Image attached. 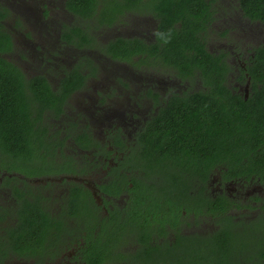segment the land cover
<instances>
[{
  "label": "flooded vegetation",
  "instance_id": "flooded-vegetation-1",
  "mask_svg": "<svg viewBox=\"0 0 264 264\" xmlns=\"http://www.w3.org/2000/svg\"><path fill=\"white\" fill-rule=\"evenodd\" d=\"M69 1L0 0V48L3 49L0 50V58L17 67L24 77L27 93L29 90L31 92L29 81L37 83L36 78H42L51 91L68 93L58 116L52 110L44 111L42 124L46 132L41 140H34L41 145L38 147H41L42 152L52 155L46 159H35L39 161L35 163L38 166L36 170L27 167L32 160L29 162L25 158H9L7 167L10 170L0 169V213L6 215L5 223L15 221L12 225H8L9 222L0 225L8 227L1 231L0 264L9 261H14V264H49L48 261L53 264H85V258L90 251L93 252L95 239H100L109 249L106 248L111 262L107 264L119 260L121 264H126L127 255L142 252L145 257L148 247L151 248L150 256L155 255L153 249L159 245L167 254L176 247V236L180 234L186 236L183 242L193 238V235L204 238L209 246L207 253L213 259L221 254L211 253L212 242H216V246L229 242L230 252L225 255L227 264H264L263 178L253 173L247 179L233 178L226 183L221 173L223 166L218 163L207 170L206 176L204 172L203 177L202 174L198 177L173 165L159 167L155 156L149 164L142 161L141 157L145 147L143 133L150 126L148 124L155 127L158 116L169 100L207 89V81L198 76V71L194 75H185L172 65L162 64L224 62L231 66L240 63L244 67V63H250L254 49L263 45L260 37L255 41L251 30L250 36L253 38L249 42L252 45L247 44V47L242 48L243 51L236 45L235 49H220L226 47L223 45L228 40L223 35L236 31L228 28L224 29L227 31L225 33L223 30H212L222 24L224 14L230 16V20L234 16L238 19L239 16L231 14V4L224 8L223 0H215L209 8L212 20L206 32L194 34L193 37L202 43L203 49L215 60H176V53L165 48L163 38L158 36L155 0H149L147 5L151 13L140 9L128 13L125 11V0H103L102 15L111 10L113 3L119 4L115 13L119 21L113 24V28L107 26L104 29L99 28L100 24L87 23L90 15L80 16L71 8ZM67 15L71 20L79 18L85 23L75 21L70 26L64 19ZM127 15L141 20L144 17L143 20L147 22L144 24L141 21L143 24L136 23L129 28L125 21ZM9 20L10 25L7 24ZM243 21L247 28L254 23L261 25V32H264L263 23L240 17L239 24ZM110 29L114 32L108 33ZM79 34H85L87 42H81ZM117 39L135 40L145 46L137 50V55L130 53L133 61H126L121 47L118 50L120 57H115L111 52L110 43ZM187 41L190 42V39ZM163 48V53H167L166 59L159 52ZM81 50L88 56L77 61ZM196 52L195 49H186L188 57ZM92 67L96 68L94 72H91ZM112 70L120 71L125 79H110L114 74ZM128 72L135 76L132 77ZM75 73L83 77L82 82L68 91L67 81L72 80ZM229 75L228 88L236 87L246 98L249 82L239 80L236 77L238 74L230 72ZM50 117L57 125L55 132L44 122ZM100 126L104 127L101 131ZM261 149L264 150L259 146L257 151ZM58 157L61 162H58ZM137 161H140V168L135 165ZM66 163L72 166L71 169H63ZM148 166L163 175L161 180L152 185L142 171ZM90 172L88 177L87 173ZM174 172L181 174L186 181L195 177L197 182L195 191H191L196 198H187L178 210L173 203L163 199L164 193L169 195L168 189H161L157 185L171 179ZM6 178L8 181L3 183ZM75 188H81L82 193L73 194ZM222 196L228 199L225 208L218 200ZM235 196L243 197L246 201L238 203ZM5 198L9 202L6 207ZM195 200L200 204L196 205ZM79 207L83 208L88 220H92L90 228L77 226ZM133 209L143 214L136 216ZM13 211L15 216L11 213ZM19 211L29 219L26 225L19 224ZM234 211H238L236 216ZM174 225L177 231L172 227ZM224 227L230 239H208L210 234ZM21 228L27 237L26 243L18 248L16 242H12V235L16 230L19 236L21 231L19 234L17 231ZM44 229L45 236L42 233ZM128 229H135L138 239L133 240L128 249L120 246L111 250V241L126 235ZM245 239L253 242L247 245L243 243ZM65 249H70L67 256L63 254ZM190 255L188 264H195L192 260L196 256ZM68 258H72V261H68ZM200 260L203 263V256Z\"/></svg>",
  "mask_w": 264,
  "mask_h": 264
},
{
  "label": "trees",
  "instance_id": "trees-1",
  "mask_svg": "<svg viewBox=\"0 0 264 264\" xmlns=\"http://www.w3.org/2000/svg\"><path fill=\"white\" fill-rule=\"evenodd\" d=\"M102 1L70 0L69 3L80 16L90 15V20L93 19L95 23L111 27L119 21L118 16L115 15L119 4L113 3L111 10L102 15ZM213 1L215 0H155L154 12L159 21L158 36L163 38L165 48H170L176 53V60H208L211 62L215 60L203 49L200 41L193 39L194 34L206 32L210 19L212 20L209 8ZM148 3L149 0H125V11L135 13L137 9H140L151 13V9L147 6ZM230 4L232 15L237 14L239 18L241 16L245 20L264 24V0H232ZM98 6H100L99 9H97ZM222 7H224L223 3ZM79 39L83 43L87 42L85 34H79ZM188 39L190 42L187 41ZM110 44L111 52L115 57L121 56L118 52L121 47L124 54L123 59L126 61H133L130 53L137 55V50L145 46L142 42L124 39H117ZM189 48L195 49L196 54L188 57L186 49ZM146 49L150 51L149 47ZM0 50L3 49L0 48ZM163 50L165 49L159 52L166 59L167 53H163ZM249 62L244 63V67L240 63L231 66L230 63L224 62L163 63L162 65L174 66L185 75H194V72L198 71V76L207 81V89L185 97H173L162 109L155 127L148 124L150 126L143 133L144 152L148 158L152 159L155 156L159 167L164 164L173 165L190 175L196 174L198 177L200 174L203 177L204 172L206 176L207 170L218 163L223 166L221 173L225 181L240 177L247 179L253 173L264 179V150L257 151L259 146L264 148V44L254 49V55L250 57ZM143 63L146 62L143 61ZM95 70V67L91 68V72ZM230 72L234 75L238 74L236 77L239 80L245 79L249 82L250 89L246 98L244 93L239 92L236 87L233 88L234 92L232 88H228L227 81ZM82 79L83 77L78 73L73 74V79L67 81L66 89L69 91L71 87L80 85ZM36 80L37 83L29 81L31 92L29 90L27 93L24 88V77L17 67L11 63H5L0 58L1 170H10L7 167L9 158L46 159L48 155H52V153L46 155L41 151V147H38L41 146L38 141L46 132V127L42 124L44 111L52 110L58 116L68 93L61 94L59 91H51L42 78H36ZM37 104H39L38 107ZM34 140L38 141L34 142ZM167 154H169L168 157ZM71 167L69 163L63 165L64 170L71 169ZM195 180V177H192L191 180L186 181L182 179L181 174L174 172L171 179L165 182L169 195L164 193L163 199L173 203L178 210L181 204H185L187 198H196L194 194H191V191L196 189ZM7 181L6 178L3 183ZM72 191L75 195L78 192L82 193L81 188H75ZM218 200L225 208V204L228 203L227 197L222 196ZM195 203L200 204L197 200ZM133 213L136 216L143 214L134 209ZM18 214L21 217L19 224L26 225L29 219H26L22 211ZM5 217L4 213H0V225L6 220ZM176 220L175 218L174 221ZM172 227L177 231L175 225ZM17 232L20 234L18 236L15 230L12 242L13 244L16 242L19 248L21 244L26 243L27 233H24L22 228ZM44 232L45 229L42 232L45 236ZM29 235L31 237V233ZM176 237V244L183 242L186 238L181 234ZM230 237L227 228L224 227L223 230L210 234L208 239L225 240ZM41 240L44 239L41 238ZM95 240L93 252L90 251L85 258V264L110 263L111 257L107 256L106 250L108 247L103 245L100 239ZM215 243L212 242L211 253L221 255L216 259H207L206 264H227L228 259L225 255L230 252V243L222 242L220 243L222 247L216 246ZM162 249L163 247L159 245L154 247L153 251L155 254H166V250ZM150 251V247L145 250L146 258L150 256ZM131 257L133 259L128 260L126 264H137L141 260L140 253L132 254ZM200 262L201 260L193 261L195 264H202Z\"/></svg>",
  "mask_w": 264,
  "mask_h": 264
},
{
  "label": "rangeland",
  "instance_id": "rangeland-1",
  "mask_svg": "<svg viewBox=\"0 0 264 264\" xmlns=\"http://www.w3.org/2000/svg\"><path fill=\"white\" fill-rule=\"evenodd\" d=\"M231 2H232V0H223V6L224 7H227V6H229V4ZM232 4H234V2ZM57 8L59 10V7H57ZM224 15L225 16L223 17L222 24L221 25H217V29H216V26H215L216 24H214L215 28L212 30V32H214L215 30H218V31H222L223 30L224 32H227L224 29H227V28L228 29H234L237 33L234 32L233 34L237 38H235L233 36V34H231V33L224 34L223 37L226 38V39H228V40H227V43L223 45V46H226V47H222L220 49H222V50L229 49L230 50V49H235V47L237 46L236 48H238L239 50H242V48L247 47V44H248V46H251L252 43L249 42L253 38L252 35L250 36V34H252L251 33V30H253V35L256 37L255 38V41H258V38L260 37V39L262 41L261 44H264V32H261V28H262L261 25H259L257 23H254L253 25H250V28L249 27L247 28L245 26L244 21H243V23L240 22V24H239V18L237 19L236 16L232 17V19L230 20V16H226V14H224ZM64 19L67 20L68 25L72 24L75 21H78V22H81V23H85L84 21H81V19H79V18L78 19L71 20L70 17H69V15L65 16ZM143 19H144V17L141 20V18H134L133 15H131V16L127 15L125 21H126L127 27L130 28L131 25H134L136 23H140L141 21L144 24H146L147 21H144ZM225 19L228 20L229 23L227 21L224 22ZM81 23H79V25H81ZM87 23L94 24V25L97 24V23L94 22L93 19H91L90 21L87 20ZM7 24L10 25L11 24V20H9L7 22ZM117 24H119V23H117ZM70 26H72V25H70ZM114 26L115 25L111 26L110 28H113ZM105 27L106 26L99 25V28L100 29H102V28L104 29ZM113 32H112V29L108 30V33H113ZM102 34H100V35H102ZM78 55H79V57L77 58V61H82V59H84V58H86L88 56V54H85V52L83 53L82 50L78 52ZM64 66H66V65L64 64ZM126 68H128L130 71L133 72V70H131L128 66ZM84 69L86 70V68H84ZM129 70H127V71H129ZM132 72H128V74H130L132 77H134L135 75H133ZM111 73H114V74H112V76L110 77V79H114V80H116L117 78L125 79V78H123L121 76L120 71H117L116 70V72H113V70H112ZM94 76L97 77L96 75H94ZM114 82L116 83V81H114ZM242 85H243V83H242ZM64 120H66V119L64 118ZM54 121L55 120L53 119V117H50L48 119V121L47 120L46 121L44 120V122L46 123V125L48 127H50V129L52 130V132H55V130L57 129V125H56V123ZM58 121H59V118H57V124H58ZM96 125H98V124H96ZM103 128H104L103 126H100L99 127V130L101 131V129H103ZM91 129H92V127H91ZM76 151H77V149H75V152ZM75 155L76 154H74V156ZM141 157H142V161L146 162L147 164L151 163V161H152L151 158H148V156H147L146 152H144V150H143V153H142V156ZM59 158L60 157H58V159ZM63 159H65V158H63ZM27 160L29 162L32 160L30 162V164L27 166L30 170H36V169H38V166L35 165V163H38L39 162L38 160H35V158H33V159L27 158ZM60 160L61 159H59L58 162H61ZM135 165L139 166V168H140L141 167L140 166V161H137L135 163ZM142 171H143V173L145 175L144 177L147 179L148 183L151 184V185L154 184L156 181H159V180H161L163 178L162 173L151 169L149 166L146 167L145 169L142 168ZM91 173L92 172H90V174L87 173V176L89 177V175H91ZM165 182L166 181L160 182V184L157 183V185L159 186V188L166 189ZM228 182L229 181H227L226 183H228ZM53 184L54 185H57L56 183H53ZM62 187H64V185H62ZM61 189L62 188H60V190ZM235 198H237L238 203H240V202L241 203H244L246 201V200L245 201L243 200V197L238 198L237 196H235ZM3 201H4V204H5V207L6 206H9V202H8L7 198H5ZM234 212H236L235 213V216H236L237 213H238V211H234ZM11 213L14 216L16 215L15 214V211H13ZM77 213L79 214L78 215L79 225H77V226L78 227L81 226V227H83L85 229L90 228V226H92V220H88V216L84 214V210H83L82 207H79L78 208ZM14 218L15 217H13L12 220H14ZM16 221H17V219H16ZM8 222L5 223V220H4L2 222V225H7ZM13 222H15V221H13ZM13 222L12 221L9 222L8 225H12ZM7 228L8 227H0V237H3V234L1 233V231L3 229H7ZM61 229L63 230V225H61ZM127 232L128 233L126 235H123L122 237L118 238L116 241L115 240H112L111 241V243L109 245L111 250L117 249L120 246H122L121 248L128 249L131 246V242L133 240H137L138 239V237L135 235V233H136V230L135 229H128ZM250 235H252V234H250ZM82 238H80L79 241ZM46 241H49V240H46ZM186 241L187 242L178 243L176 245V247L175 248H172L167 254H155V255H151L150 257H147L146 258V257L143 256L142 252H140L141 260H140V262L138 264H188V260H191V255L190 254L196 256V258L193 259L192 261L200 260V258L203 256V263L202 264H206V258L207 259H212V256H210L207 253L208 245H207V241L204 238H202L200 236H196V237H193V238H191L189 240H186ZM252 242H253V240H251V239H247V241L245 239L243 243L249 245ZM69 253H70V249H65L64 252H63V254L65 256L69 255ZM199 256H201V257H199ZM131 259H133V258L131 256H128V255L125 258L126 261L131 260ZM54 260H55V257H54ZM67 260L68 261L69 260L72 261V258H68ZM48 263L49 264H53L50 261H48ZM7 264H14V261H9V262H7ZM113 264H121V263H120V260H119L117 262H113Z\"/></svg>",
  "mask_w": 264,
  "mask_h": 264
}]
</instances>
